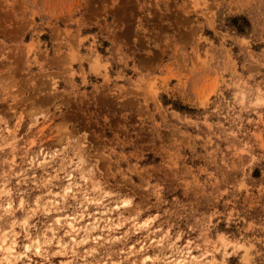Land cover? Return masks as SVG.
<instances>
[{"label":"rangeland","instance_id":"374dc122","mask_svg":"<svg viewBox=\"0 0 264 264\" xmlns=\"http://www.w3.org/2000/svg\"><path fill=\"white\" fill-rule=\"evenodd\" d=\"M80 167L88 195L28 215ZM8 205L12 264L37 260L25 247L56 216L115 205L126 223L84 241L79 222L75 254L54 244L38 259L169 264L162 241L207 264H264V0H0L3 228Z\"/></svg>","mask_w":264,"mask_h":264},{"label":"bare ground","instance_id":"6f19581e","mask_svg":"<svg viewBox=\"0 0 264 264\" xmlns=\"http://www.w3.org/2000/svg\"><path fill=\"white\" fill-rule=\"evenodd\" d=\"M39 159L41 160L40 164H43L44 166L48 165L50 162H52L53 159L48 158V155L44 152L40 151L39 153ZM88 171L86 167H80L78 173L72 174L69 173L68 180H67V186L64 189L63 193L55 194L54 197H59L57 200H47L46 202L42 203L39 200L35 202L36 209L32 210L31 212H28L29 214H33L38 208H43V212L48 213L50 207H55V211L59 212L60 209H57L58 205H62L63 202H66V200L69 198L70 194L76 198V192H82L85 194H89L88 191V185L90 184V179L88 177ZM76 178H79V181L76 182ZM75 187H78L79 189L76 190ZM94 189V188H93ZM91 191V190H90ZM53 197V198H54ZM87 198V197H83ZM126 205V204H125ZM10 207V210H8L9 216H13V221L10 223L8 228L2 227V216L0 215V251L3 253V258L0 260V262L5 264H12L17 259L16 252L18 249V243H17V237H16V226L19 225L16 221V217L13 212H11L12 205H8ZM119 205H115L114 209H118ZM105 207L103 209L98 208L96 210V213L94 214H88L85 216L84 214L80 216H56L55 218V229H51V234L48 235L47 233H43L41 236H36L35 244L33 245H27L25 247V253L24 255L28 257V259H31V256L29 254H34L36 256L37 260L31 261V264H44V260H40L38 258H44L47 257L48 249L51 248L54 244L58 247V250L62 251V254L67 257L68 254H75V249L78 246V242L76 239V234L79 233L78 224L79 222L86 223L88 222L87 227L84 230V234H86V238L84 239H90L93 236H99L97 233L91 235L93 232L96 231H103L107 233H111L115 230L116 226L123 225L124 221H122L120 218H118L117 223H113V217L115 210ZM120 212V211H119ZM27 221V218L24 220V222ZM127 221V220H126ZM22 224V223H21ZM132 230L134 233H141L142 227L136 222V220L132 221ZM46 231V230H45ZM62 231L63 236L61 239L59 238L58 232ZM65 236V238H64ZM55 239H58L57 242H55ZM68 241V242H66ZM159 244L164 249H168V253L165 254L167 257V262L169 264H207L205 262L204 255L197 256L194 254V251L197 247H194L191 243H187L184 248L176 247L174 244H170L168 246H165V242L160 241ZM136 247H133L131 250V253L133 254V257L136 259L139 255L142 256V263L147 262L148 260H151V256L149 255V247L146 246V244H142L139 246L138 250L136 252L134 251ZM71 252V253H70ZM60 252H58L59 254ZM57 254V253H56ZM161 255V252L158 253ZM157 255V256H159ZM59 256V255H58ZM164 258V257H160Z\"/></svg>","mask_w":264,"mask_h":264}]
</instances>
